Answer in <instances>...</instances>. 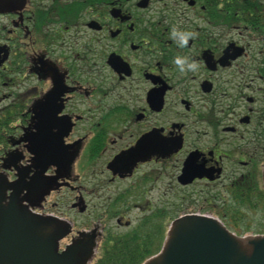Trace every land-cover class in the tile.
Instances as JSON below:
<instances>
[{"label": "flooded vegetation", "instance_id": "af4514ba", "mask_svg": "<svg viewBox=\"0 0 264 264\" xmlns=\"http://www.w3.org/2000/svg\"><path fill=\"white\" fill-rule=\"evenodd\" d=\"M263 172L264 0H0V236L55 218L94 260L158 222L145 253L156 200L236 225Z\"/></svg>", "mask_w": 264, "mask_h": 264}, {"label": "water", "instance_id": "95a60500", "mask_svg": "<svg viewBox=\"0 0 264 264\" xmlns=\"http://www.w3.org/2000/svg\"><path fill=\"white\" fill-rule=\"evenodd\" d=\"M27 216V243L18 235L20 224L11 223L0 236V264H87L94 246L87 237L59 252L57 241L68 226L57 219ZM142 264H264V233L240 236L211 216L184 214L169 225L161 249Z\"/></svg>", "mask_w": 264, "mask_h": 264}, {"label": "rangeland", "instance_id": "374dc122", "mask_svg": "<svg viewBox=\"0 0 264 264\" xmlns=\"http://www.w3.org/2000/svg\"><path fill=\"white\" fill-rule=\"evenodd\" d=\"M235 39L238 40V38H236V37H235ZM167 201L172 203V208L170 209V210H172V213L167 214L168 216L163 221V224H161V226L159 227L158 238L156 239L155 245H153V246L151 245L150 250L151 249L152 250H151L150 254H155L161 249L163 242H164V239H165V236H166V232L168 230V227L171 224V222L175 219V217L177 215L180 216V215L185 214L182 212H180V214H177L176 209L173 207V204H178L181 202L180 199H176V198H171L168 200L160 199V200H156V203L163 206V202H167ZM247 206L249 207L248 204H244L241 206V209H243L241 215L235 214V216L239 219V224L241 225V229L246 228L243 230H244V232H246L245 234H247V235L257 234L255 232H259V233L264 232V212L262 211V209H259V208L255 209L254 212H249L247 210L248 209ZM134 219H135V217H133V221H134ZM156 225H158V222L144 224V226L141 228V230L138 229V236H139L138 238L142 239V236L144 234L146 235L147 233H151L152 230L157 231ZM95 260H96V258L90 264H92Z\"/></svg>", "mask_w": 264, "mask_h": 264}, {"label": "trees", "instance_id": "16d2710c", "mask_svg": "<svg viewBox=\"0 0 264 264\" xmlns=\"http://www.w3.org/2000/svg\"><path fill=\"white\" fill-rule=\"evenodd\" d=\"M235 230L238 233L243 229ZM138 231L134 230L130 234L119 237L115 242L101 253L93 264H140L141 261L151 252L150 248L143 253L141 251L143 240L138 238Z\"/></svg>", "mask_w": 264, "mask_h": 264}, {"label": "clouds", "instance_id": "9594fccd", "mask_svg": "<svg viewBox=\"0 0 264 264\" xmlns=\"http://www.w3.org/2000/svg\"><path fill=\"white\" fill-rule=\"evenodd\" d=\"M169 35L177 43L178 47L184 48L188 45L190 39L196 38L197 34L193 31H179L173 27ZM173 63L180 73H185L186 71L194 72L198 68L196 61L187 56H176L173 59Z\"/></svg>", "mask_w": 264, "mask_h": 264}]
</instances>
